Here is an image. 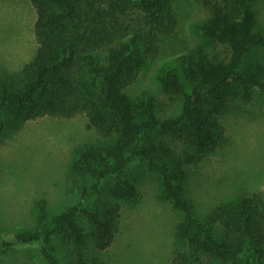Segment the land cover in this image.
Instances as JSON below:
<instances>
[{
  "label": "trees",
  "instance_id": "obj_1",
  "mask_svg": "<svg viewBox=\"0 0 264 264\" xmlns=\"http://www.w3.org/2000/svg\"><path fill=\"white\" fill-rule=\"evenodd\" d=\"M202 1L210 14L195 28L199 41L156 70L161 91L181 102L178 114L159 117L152 94L126 90L177 32L173 0H30L36 52L0 77V137L27 120L83 115L99 138L72 151L64 175L72 201L51 211L37 198L32 227L0 228V264L2 254L28 246L42 264H113L99 255L117 235L120 202L137 198L134 165L158 175L160 198L182 215L169 264H264L259 193L202 216L188 194V167L223 141L224 110L253 89L264 92V68L244 63L263 42L254 32L255 0Z\"/></svg>",
  "mask_w": 264,
  "mask_h": 264
},
{
  "label": "rangeland",
  "instance_id": "obj_2",
  "mask_svg": "<svg viewBox=\"0 0 264 264\" xmlns=\"http://www.w3.org/2000/svg\"><path fill=\"white\" fill-rule=\"evenodd\" d=\"M0 2L2 77L34 57L36 42L32 40L31 48L35 14L27 9L34 8L30 0ZM173 2L177 32L165 38L160 54L140 70L126 90L132 97L152 94L159 117L178 114L181 102L179 97L161 91L156 70L177 50L199 41L195 28L210 14L202 0L200 4L195 0ZM252 9L254 32L263 36V42L250 48L244 63L249 68H264V0L253 1ZM219 122L223 141L188 167V194L198 216L238 195L257 192L264 199V92L253 89L247 101L233 100ZM97 138L98 133L83 115L27 120L16 132L0 137V228L14 231L32 227L31 207L37 198H46L51 211L62 207L67 199L72 201L74 192H68L67 176L64 178L67 163L74 147ZM134 171L139 176L137 198L120 202L117 235L99 257L113 264H169L179 247L174 226L182 215L160 198L156 173L136 165ZM35 250L34 246L11 249L2 254V264H42Z\"/></svg>",
  "mask_w": 264,
  "mask_h": 264
},
{
  "label": "crops",
  "instance_id": "obj_3",
  "mask_svg": "<svg viewBox=\"0 0 264 264\" xmlns=\"http://www.w3.org/2000/svg\"><path fill=\"white\" fill-rule=\"evenodd\" d=\"M0 4H1V2H0ZM27 9L29 10V14H35V10H34V8H32V7H29V8H28V7H27ZM34 21H35V20H34ZM34 21H33V23H34ZM32 30H33V28H32ZM34 39H35L34 37H31V38H30V42H31L30 47L33 48V49H34V44L32 43V40L35 41ZM14 71H15V70H14Z\"/></svg>",
  "mask_w": 264,
  "mask_h": 264
}]
</instances>
